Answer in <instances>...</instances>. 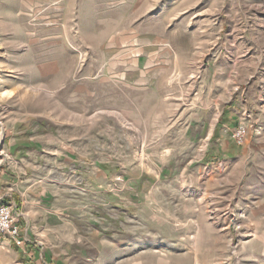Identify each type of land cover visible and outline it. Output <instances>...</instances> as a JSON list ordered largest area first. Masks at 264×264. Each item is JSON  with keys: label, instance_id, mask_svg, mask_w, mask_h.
Returning <instances> with one entry per match:
<instances>
[{"label": "rangeland", "instance_id": "1", "mask_svg": "<svg viewBox=\"0 0 264 264\" xmlns=\"http://www.w3.org/2000/svg\"><path fill=\"white\" fill-rule=\"evenodd\" d=\"M156 11L143 32L165 33L167 61L124 81L59 3L0 0V127L46 153L20 246L39 264H264V0ZM16 247L0 241V264H20Z\"/></svg>", "mask_w": 264, "mask_h": 264}, {"label": "crops", "instance_id": "2", "mask_svg": "<svg viewBox=\"0 0 264 264\" xmlns=\"http://www.w3.org/2000/svg\"><path fill=\"white\" fill-rule=\"evenodd\" d=\"M27 1L44 4L59 3L62 12L68 9L69 15L76 17L79 32L88 31L90 34H95L94 44L89 47L94 50L103 49L102 66L110 78L124 81L150 79L153 78L155 71L161 68L162 63L167 61L163 52L165 44L168 43L165 33L143 32L146 24L142 18L145 15H149V18L154 15L153 18H156V9L161 0ZM80 18L89 20L88 24L81 26ZM86 26L89 28L87 29ZM163 27L166 30L170 24H164ZM223 108L219 123L227 127L235 125L233 122L236 121L237 116L228 112L227 106ZM13 128H8L3 122L0 127L3 137L0 143V205L13 207L15 214L18 215L20 238L25 240V231L31 234L28 230L30 229L28 219L35 216L36 208L47 198L45 193L50 185L45 183L43 173H36L38 162L46 155L45 150L38 141L16 136L21 134V131L14 132ZM9 135V139H4ZM229 149L230 146L227 145L223 148L225 152ZM1 240L11 242L7 238ZM27 245V251L20 249V246L16 247L17 252L20 253L17 256L18 261L20 264H39L37 263L39 254L34 252L33 245ZM53 260L50 254H44L41 264H49L47 261L55 264Z\"/></svg>", "mask_w": 264, "mask_h": 264}, {"label": "built area", "instance_id": "3", "mask_svg": "<svg viewBox=\"0 0 264 264\" xmlns=\"http://www.w3.org/2000/svg\"><path fill=\"white\" fill-rule=\"evenodd\" d=\"M246 128L243 125H237L231 131V139L237 144H242L245 140ZM18 215L15 214L13 207L9 205H0V240L7 238L13 241L17 246L23 245V239L20 238V229L18 226Z\"/></svg>", "mask_w": 264, "mask_h": 264}]
</instances>
